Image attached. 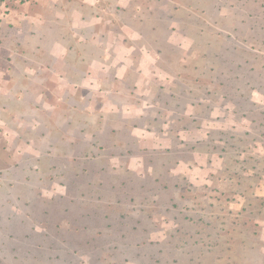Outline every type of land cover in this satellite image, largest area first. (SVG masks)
I'll use <instances>...</instances> for the list:
<instances>
[{"label": "rangeland", "instance_id": "374dc122", "mask_svg": "<svg viewBox=\"0 0 264 264\" xmlns=\"http://www.w3.org/2000/svg\"><path fill=\"white\" fill-rule=\"evenodd\" d=\"M0 264H264V0H0Z\"/></svg>", "mask_w": 264, "mask_h": 264}]
</instances>
